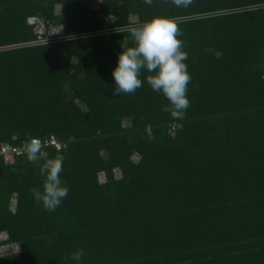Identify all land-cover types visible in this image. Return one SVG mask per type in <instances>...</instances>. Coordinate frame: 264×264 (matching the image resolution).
<instances>
[{"label": "trees", "instance_id": "16d2710c", "mask_svg": "<svg viewBox=\"0 0 264 264\" xmlns=\"http://www.w3.org/2000/svg\"><path fill=\"white\" fill-rule=\"evenodd\" d=\"M157 14L189 53L183 118L146 79L113 92L120 42ZM263 71L264 0H0V142L53 137L70 187L46 210L38 166L0 160V264H264Z\"/></svg>", "mask_w": 264, "mask_h": 264}, {"label": "clouds", "instance_id": "9594fccd", "mask_svg": "<svg viewBox=\"0 0 264 264\" xmlns=\"http://www.w3.org/2000/svg\"><path fill=\"white\" fill-rule=\"evenodd\" d=\"M154 0H144L151 5ZM178 8H189L194 0H172ZM130 37L124 38L117 62L112 69L115 81L113 92L121 96L135 93L143 87L145 79L153 91L162 93L169 101L163 110L174 118H183L190 106L188 84L192 80L188 69L189 53L181 39L182 29L174 16L157 14L128 29ZM212 51L219 58L222 51ZM149 138H154L149 129ZM25 153L29 161L36 164L44 177L42 189H31L34 199L49 211H54L67 197L70 187L61 173L64 170L65 156L58 153L50 156L39 137H33L25 144ZM84 249L71 253L74 264H83Z\"/></svg>", "mask_w": 264, "mask_h": 264}, {"label": "rangeland", "instance_id": "374dc122", "mask_svg": "<svg viewBox=\"0 0 264 264\" xmlns=\"http://www.w3.org/2000/svg\"><path fill=\"white\" fill-rule=\"evenodd\" d=\"M58 7L56 6V9ZM59 9L56 10V12ZM28 22L32 23L34 22L35 30L39 33L40 39L42 40H48L50 37H56L61 33V26L59 24L54 23H46L43 22L42 18H36V17H29ZM125 126H128L129 121L125 120L123 123ZM172 131V128H171ZM5 236L4 232L1 233V238ZM5 249V245L0 246V253L1 251Z\"/></svg>", "mask_w": 264, "mask_h": 264}, {"label": "built area", "instance_id": "2783aa9c", "mask_svg": "<svg viewBox=\"0 0 264 264\" xmlns=\"http://www.w3.org/2000/svg\"><path fill=\"white\" fill-rule=\"evenodd\" d=\"M262 78L264 79V71L262 73ZM42 140V139H41ZM29 141V140H28ZM27 141H23L20 144H8L0 142V160H9L12 157H19L20 155L25 154V144ZM44 145L53 144L56 147H59L60 144L53 137L47 138L44 141Z\"/></svg>", "mask_w": 264, "mask_h": 264}]
</instances>
